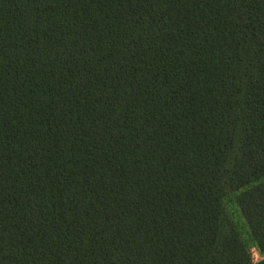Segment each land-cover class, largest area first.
Listing matches in <instances>:
<instances>
[{
	"label": "trees",
	"instance_id": "trees-1",
	"mask_svg": "<svg viewBox=\"0 0 264 264\" xmlns=\"http://www.w3.org/2000/svg\"><path fill=\"white\" fill-rule=\"evenodd\" d=\"M264 0H0V264L254 263Z\"/></svg>",
	"mask_w": 264,
	"mask_h": 264
},
{
	"label": "rangeland",
	"instance_id": "rangeland-1",
	"mask_svg": "<svg viewBox=\"0 0 264 264\" xmlns=\"http://www.w3.org/2000/svg\"><path fill=\"white\" fill-rule=\"evenodd\" d=\"M236 193H230L226 197L223 198L222 203L226 212V215L235 230L237 231L240 239L248 248L252 260L254 263L264 260V250L261 251L255 245L248 225L244 220L239 207L236 203Z\"/></svg>",
	"mask_w": 264,
	"mask_h": 264
}]
</instances>
